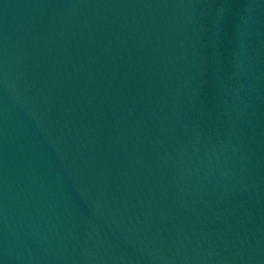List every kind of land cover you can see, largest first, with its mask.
<instances>
[{"label": "water", "instance_id": "1", "mask_svg": "<svg viewBox=\"0 0 264 264\" xmlns=\"http://www.w3.org/2000/svg\"><path fill=\"white\" fill-rule=\"evenodd\" d=\"M0 264H264V0H0Z\"/></svg>", "mask_w": 264, "mask_h": 264}]
</instances>
